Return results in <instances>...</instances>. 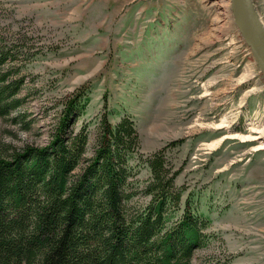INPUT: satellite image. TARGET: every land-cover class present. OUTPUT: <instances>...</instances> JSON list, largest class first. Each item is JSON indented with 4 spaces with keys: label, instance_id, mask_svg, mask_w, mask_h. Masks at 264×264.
<instances>
[{
    "label": "rangeland",
    "instance_id": "rangeland-1",
    "mask_svg": "<svg viewBox=\"0 0 264 264\" xmlns=\"http://www.w3.org/2000/svg\"><path fill=\"white\" fill-rule=\"evenodd\" d=\"M251 1L264 26V0ZM222 5L227 22L216 28ZM12 42L29 59L23 106L0 118L3 142L45 146L63 101L90 88L76 129L90 122L94 133L105 110L113 123L129 115L140 142L131 161L139 189L152 176L143 161L164 149L185 190L181 209L189 196L210 220L193 263L264 264V151L225 138L264 125V74L229 0H0V44ZM17 114L23 119L14 122Z\"/></svg>",
    "mask_w": 264,
    "mask_h": 264
},
{
    "label": "trees",
    "instance_id": "trees-1",
    "mask_svg": "<svg viewBox=\"0 0 264 264\" xmlns=\"http://www.w3.org/2000/svg\"><path fill=\"white\" fill-rule=\"evenodd\" d=\"M27 52L0 44L1 119L23 106ZM89 94L80 87L63 101L45 146L16 149L0 139V264H194L210 220L189 196L181 209L185 190L164 149L143 161L152 176L139 189L129 115L113 123L105 110L94 133L90 122L76 129ZM138 195L150 199L130 205Z\"/></svg>",
    "mask_w": 264,
    "mask_h": 264
},
{
    "label": "water",
    "instance_id": "water-1",
    "mask_svg": "<svg viewBox=\"0 0 264 264\" xmlns=\"http://www.w3.org/2000/svg\"><path fill=\"white\" fill-rule=\"evenodd\" d=\"M234 24L264 74V28L251 0H229Z\"/></svg>",
    "mask_w": 264,
    "mask_h": 264
},
{
    "label": "bare ground",
    "instance_id": "bare-ground-1",
    "mask_svg": "<svg viewBox=\"0 0 264 264\" xmlns=\"http://www.w3.org/2000/svg\"><path fill=\"white\" fill-rule=\"evenodd\" d=\"M221 8L223 9L224 12L220 13L221 14L220 20L215 19L214 23L216 25L215 26L216 28H219V27L221 28V25H218L219 23L227 22V14H226V9H225L226 5H222ZM260 24L264 28L261 21H260ZM224 122L228 123L227 118L222 121V124L226 126L227 123L225 124ZM247 132L248 133L246 135H234V136L231 135V136H225V138L227 137L236 138L237 137V138H240L242 141H252V142L257 143L254 147H252L253 151H264V125H261V126H259V124L254 125L253 122H250V127H248ZM211 146L212 145H210V147Z\"/></svg>",
    "mask_w": 264,
    "mask_h": 264
}]
</instances>
